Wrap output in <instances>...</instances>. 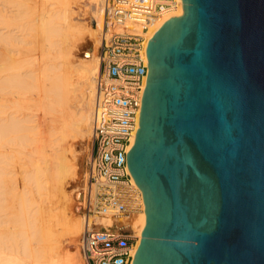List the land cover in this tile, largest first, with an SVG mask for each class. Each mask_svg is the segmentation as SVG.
I'll return each mask as SVG.
<instances>
[{
  "label": "water",
  "instance_id": "1",
  "mask_svg": "<svg viewBox=\"0 0 264 264\" xmlns=\"http://www.w3.org/2000/svg\"><path fill=\"white\" fill-rule=\"evenodd\" d=\"M146 46L132 264H264V0H181Z\"/></svg>",
  "mask_w": 264,
  "mask_h": 264
},
{
  "label": "bare ground",
  "instance_id": "2",
  "mask_svg": "<svg viewBox=\"0 0 264 264\" xmlns=\"http://www.w3.org/2000/svg\"><path fill=\"white\" fill-rule=\"evenodd\" d=\"M98 2L90 26L72 17L82 0H0V264H83L85 191L77 183H86L87 173L77 136L92 132L104 10L103 0H88ZM183 10L181 3L166 12L146 38ZM143 205L125 221L136 249ZM91 219L89 225L113 222Z\"/></svg>",
  "mask_w": 264,
  "mask_h": 264
},
{
  "label": "built area",
  "instance_id": "3",
  "mask_svg": "<svg viewBox=\"0 0 264 264\" xmlns=\"http://www.w3.org/2000/svg\"><path fill=\"white\" fill-rule=\"evenodd\" d=\"M180 0H103L96 99L87 160L86 226L79 248L85 264H132L137 236L128 217L143 211L142 191L127 164L148 73L146 33ZM137 27L138 29H134ZM121 28L118 31L116 29ZM106 215L108 226L89 225Z\"/></svg>",
  "mask_w": 264,
  "mask_h": 264
},
{
  "label": "rangeland",
  "instance_id": "4",
  "mask_svg": "<svg viewBox=\"0 0 264 264\" xmlns=\"http://www.w3.org/2000/svg\"><path fill=\"white\" fill-rule=\"evenodd\" d=\"M82 3H83V7L78 10L77 7H74L76 8L75 10H78L77 12H74L72 14V17L75 21H85L84 23H88L90 26H93L95 25V20L93 18V14H94V11L96 10L95 8H98L99 7V2L96 4L93 3H88V0H82ZM84 13V14H83ZM90 41V40H89ZM86 47L85 46H81L78 50H77V55H81V52L82 50H85ZM98 50H99V46L97 47V55H98ZM80 52V53H79ZM77 140L79 141V144L77 146V152L78 154H80V156L82 157V168H83V173H87V160H88V157H89V154H90V148H91V136L90 138H87V137H84V136H77ZM82 179V178H81ZM79 180L78 181V186L80 189L83 188L84 186V202L82 203L81 205V212L82 214L85 213V209H84V206H85V193L87 191V188H88V181H87V174H86V183L85 181L83 180ZM81 237V235H80ZM79 237V239H80ZM78 250H79V253H80V257L82 259V262L83 264H85V261L81 255V251H80V248H79V242H78Z\"/></svg>",
  "mask_w": 264,
  "mask_h": 264
}]
</instances>
